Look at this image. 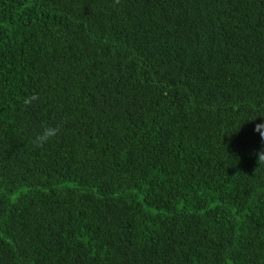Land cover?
Wrapping results in <instances>:
<instances>
[{"label":"trees","instance_id":"16d2710c","mask_svg":"<svg viewBox=\"0 0 264 264\" xmlns=\"http://www.w3.org/2000/svg\"><path fill=\"white\" fill-rule=\"evenodd\" d=\"M262 121L264 0H0V264H264Z\"/></svg>","mask_w":264,"mask_h":264},{"label":"clouds","instance_id":"9594fccd","mask_svg":"<svg viewBox=\"0 0 264 264\" xmlns=\"http://www.w3.org/2000/svg\"><path fill=\"white\" fill-rule=\"evenodd\" d=\"M36 99L32 97L30 99L25 100V104L28 105L32 102V100ZM58 127L56 126H45L42 130L34 136L33 143L36 147L43 146L44 144L50 142L54 137L58 134ZM254 131L258 132L261 139L264 140V121L256 124ZM259 162H264V153L259 154L258 157Z\"/></svg>","mask_w":264,"mask_h":264}]
</instances>
